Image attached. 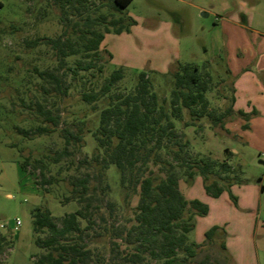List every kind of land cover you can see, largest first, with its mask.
Segmentation results:
<instances>
[{
	"label": "rangeland",
	"instance_id": "obj_1",
	"mask_svg": "<svg viewBox=\"0 0 264 264\" xmlns=\"http://www.w3.org/2000/svg\"><path fill=\"white\" fill-rule=\"evenodd\" d=\"M0 3V234L12 241V246L0 256V264H35L36 255L42 249L34 243L31 208L45 204L53 216L61 217L79 207L77 201L65 199L71 197V181L91 172L80 161L83 158L91 160L94 153L101 152L93 133L99 127L100 111L106 105L105 98L92 104L83 101V91L92 88L99 90L105 78L115 68L122 67L123 77L116 83L113 92L129 93L138 81L139 72L147 71L153 84L152 90L156 92L157 104H164L170 111V93L173 88L170 71L175 69L174 64L201 65L208 62L211 84L206 98L209 108L222 113L231 104L233 83L224 56L214 57L217 49L225 46L227 39L217 18H226L237 8H242L249 16V26L264 32V0H132L122 12L104 4L98 10V13L106 15L104 24L121 15L129 17L130 21L125 24L122 36L111 39L116 44L115 62L103 54L102 70L96 66L73 74L76 61H86L90 56L84 52L68 55L64 66L59 68V61L50 46L26 45V40L42 36L57 37L62 33L64 25L60 3L54 0H0ZM101 3L106 1L86 0V10L91 13ZM133 15L139 17L137 23ZM78 17L70 10V23L78 20L82 24L85 16ZM166 21L173 24V38L178 41L167 38L169 32L164 25ZM100 28H103V24ZM177 48L180 52L178 61L169 64L167 72H157L165 66L169 56L175 55ZM35 69H51L57 75L64 73L61 76L67 91L64 94L53 90L44 93L42 84H47L49 88L50 85L38 77ZM37 103L51 112L58 122L57 127L52 120L46 121L36 112ZM183 115L184 119L173 120L176 130L183 132L184 139L189 140L190 153L219 161L228 160L233 166L241 165L245 182L239 190L247 194L253 192L254 195L251 206L236 207L240 218L236 227L238 234L232 233L229 241L232 243L236 237L241 240V244L226 253L229 260L225 264H264V137L255 135L250 140L249 134L236 133L237 116L227 117L222 127L220 124L213 125L208 118L191 119L187 111ZM187 121L194 125L185 127L183 124ZM39 125L50 126L53 132L29 138L15 129L17 126L31 129ZM66 127L73 132L81 130L80 150L72 152L59 163H52L46 156L53 155L65 146L60 130ZM161 153L166 155L163 150ZM26 157L31 161L44 158L47 162L43 168L45 178L51 179L50 183L44 184L47 191L36 184L42 178L39 170H33L31 165L25 171L20 169L19 164ZM104 183L108 186L105 197L113 203V210L103 206L100 213L105 219L103 222L98 220L97 224L100 222V226L106 230L111 229L112 225H128L138 195L134 194L130 204L125 205L119 171L113 164L103 172ZM179 185L183 191L190 186L182 174ZM214 217L215 214L209 215L203 223H208ZM18 219L20 225L15 228V220ZM81 223L84 225L85 221ZM195 236L196 232L191 231L190 239H195ZM219 244L220 240L217 239L213 244L204 245L196 259L201 260L209 255L212 261L223 264L224 252ZM97 246L100 248V262L108 264L109 253L102 245ZM212 263L215 264V261Z\"/></svg>",
	"mask_w": 264,
	"mask_h": 264
},
{
	"label": "trees",
	"instance_id": "obj_2",
	"mask_svg": "<svg viewBox=\"0 0 264 264\" xmlns=\"http://www.w3.org/2000/svg\"><path fill=\"white\" fill-rule=\"evenodd\" d=\"M105 1L106 3L97 6V10L93 9L89 13L86 10V0H54L55 3H60L62 11V33L57 37H35L26 40V45L50 46L59 61V68L64 66L68 55L84 52L86 56H90L86 61L77 60L76 67L69 68L73 74L96 66L102 70L103 54L109 60L112 58L110 51L101 46L105 34L124 31L125 24L130 21L129 17L121 15L104 24L106 15L98 13V10L106 4L111 9L122 12L132 2ZM70 10L78 18L85 16L82 24L78 20L70 23ZM84 12L87 14L84 15ZM102 24L103 28H100ZM174 67L170 71L173 78L170 111L164 104H157L156 92L152 90L153 84L147 71L139 72L132 92H113L124 74L123 68L118 67L105 78L99 90L92 88L81 93V99L90 104L105 98L106 105L100 111L99 127L93 133L101 152L94 153L91 160L83 158L80 163L85 164L91 172L75 177L70 183L71 197L68 196L65 200L77 201V210L55 217L45 204L31 208L34 243L42 249L36 255L35 264H102L97 245H102L109 253L108 264H117L115 261L122 264H213V261L215 264H222L217 260L212 261L209 255L201 260L196 259L204 245L213 244L217 239L224 252L223 264L228 262L226 232L223 228L212 225L206 230L203 243L190 239L195 216H205L208 205L198 198L187 199L179 188V179L182 174L186 182L191 184L195 176L200 175L206 194L217 197L223 191L230 193L233 184L241 185L245 182L243 168L241 165L233 166L228 160L219 161L209 156L192 155L189 140L184 139L183 132L176 130L173 119H184L183 112L187 111L191 119L208 118L213 125L220 124L223 127L224 120L232 114L237 113L244 119H247V114L232 108L233 97L230 106L222 113L209 108L206 98L211 84L208 62L201 65L176 62ZM35 73L50 85L49 88L47 84H42L44 93L53 90L64 94L67 91L61 76L64 73L57 75L51 69H35ZM36 112L46 121L52 120L57 127L58 122L44 105L37 103ZM183 125L186 127L194 123L187 121ZM15 129L29 138L53 132L52 127L47 125L31 129L17 126ZM60 134L65 146L56 150L53 155L46 156L52 163H59L81 147L80 129L73 132L66 127L60 130ZM162 150L166 155H162ZM46 164L44 158L31 161L26 157L19 166L22 171L28 165L33 170H39L42 178L36 184L47 191L44 184L50 183L51 179L45 178L43 168ZM110 164L115 165L119 171L125 205L130 204L134 194L138 195V201L128 225H112L111 229L106 230L100 226V222L105 219L100 209L105 206L108 210H113V203L108 202L105 197L107 183L102 184L103 172ZM230 196L236 201L234 195L230 193ZM98 220L100 222L97 224ZM82 221H85L84 225ZM11 246V239L0 234V256Z\"/></svg>",
	"mask_w": 264,
	"mask_h": 264
},
{
	"label": "crops",
	"instance_id": "obj_3",
	"mask_svg": "<svg viewBox=\"0 0 264 264\" xmlns=\"http://www.w3.org/2000/svg\"><path fill=\"white\" fill-rule=\"evenodd\" d=\"M171 13L176 14L173 11ZM133 16L134 22L137 23L139 17ZM216 21L220 22L227 39L225 46L218 48L214 57L224 56L227 72L231 75L233 83L232 108L247 114V119L237 113L231 115L238 117L236 119L238 127H235L234 131L249 134L250 140H253L255 135L262 138L264 137V32L249 26V16L242 8H237L228 17H219ZM164 25L169 32L167 38L171 41H178L173 38V24L166 21ZM123 34L124 31L120 33L108 32L101 42V46L107 48L112 54L111 62H115L117 55L115 41L112 42L111 39L116 40L115 38ZM179 56L180 52L177 48L175 55L169 56L165 66L157 72H167L169 70L167 66L173 64V61H178ZM244 125L247 127L244 128ZM189 185L184 191L181 190L184 196L187 199L198 198L208 205V212L205 216H195V225L192 231L196 232V236L193 241L199 244L203 243L206 239V230L212 225H218L226 232V253L234 246L237 247L238 244H241V240L236 237L232 243L229 241L232 233L238 234L236 227L240 223V218L237 215L236 207L251 206L253 204V192L247 194L248 192L239 190L243 187L242 184H233L230 193L236 197V201L231 198L228 191H223L220 196L212 197L204 191L203 180L200 175H196ZM211 214H215L214 219L212 218L211 221L204 224V218Z\"/></svg>",
	"mask_w": 264,
	"mask_h": 264
},
{
	"label": "built area",
	"instance_id": "obj_4",
	"mask_svg": "<svg viewBox=\"0 0 264 264\" xmlns=\"http://www.w3.org/2000/svg\"><path fill=\"white\" fill-rule=\"evenodd\" d=\"M20 225V220H15V228Z\"/></svg>",
	"mask_w": 264,
	"mask_h": 264
}]
</instances>
